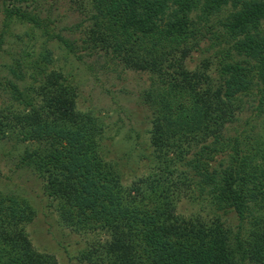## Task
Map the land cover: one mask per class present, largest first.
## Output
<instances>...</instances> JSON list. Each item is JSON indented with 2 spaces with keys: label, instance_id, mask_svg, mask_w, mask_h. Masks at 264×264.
<instances>
[{
  "label": "trees",
  "instance_id": "1",
  "mask_svg": "<svg viewBox=\"0 0 264 264\" xmlns=\"http://www.w3.org/2000/svg\"><path fill=\"white\" fill-rule=\"evenodd\" d=\"M36 1L0 0V50L13 23L28 24L30 38L37 27L62 41L67 61L56 67L41 44L29 62H0V140L37 141L13 163L17 179L36 173L70 230L106 234L81 259L264 264V134L253 131L258 121L264 131V0H71L83 13L74 25L86 34L80 48L104 58L82 64L72 60L83 58L79 46L49 26ZM118 67L148 77L128 138L141 148L134 168L149 169L128 185L119 163L105 158L106 116L82 87ZM246 104L253 114L237 127ZM8 178L0 175V264H59L34 248L26 227L37 209ZM182 198L197 213H178Z\"/></svg>",
  "mask_w": 264,
  "mask_h": 264
},
{
  "label": "rangeland",
  "instance_id": "2",
  "mask_svg": "<svg viewBox=\"0 0 264 264\" xmlns=\"http://www.w3.org/2000/svg\"><path fill=\"white\" fill-rule=\"evenodd\" d=\"M82 1L84 5L86 0ZM40 2L44 6L43 12H41L42 16L48 15L49 19L54 21L49 26L55 28V32L59 31L63 37L67 38L71 46H79L78 53L83 58L81 61H77L74 57L72 59L74 63H92L94 60L98 63H104V58L101 57L102 53L97 54L100 55L98 57L94 54V50L87 51L80 48L85 46L82 45L81 39L86 37V34L82 33L83 28L74 27L75 23L82 19L83 14L80 9H74L75 3L71 0H37L35 4L38 5ZM84 9L89 12L88 6ZM1 19L2 15L0 14V23ZM89 24L90 22H84L83 25L88 26ZM27 25L13 23V27H11L12 34L6 36L0 50V62L9 63L13 59H18L20 62L28 60L29 62L34 57L31 52L39 50L41 44H46L52 51L53 65L61 68L67 61L65 60V55L69 48L57 38L46 39V35H42L40 29H37V27L34 30L33 38H30L24 34L27 30ZM27 51L29 52L26 53ZM199 56L198 52L194 53V60L190 61L189 64L195 65L199 61ZM106 65L109 67L108 63ZM211 67L213 68V64ZM118 68V71L109 72L106 75L101 73L99 80L93 77H88V81L83 79L85 86L82 87L85 89V92L92 90L94 99L92 109L94 112L101 116H106L104 121L108 125L106 126L105 124L104 126V138L102 142L108 154L105 158L119 163L124 173L123 183L128 185L130 181L138 179L149 169L148 165L144 164L138 168H134L132 160L138 159L141 148L136 143V138H128L130 130L136 123H140L134 120L135 118L133 115H130V111L135 112L137 107H139L135 101L138 98L139 90L148 84V77L146 73L137 75L131 70L124 69V71H120L121 68ZM95 69L100 71L99 67ZM2 70L7 72L5 68ZM3 71L2 74H5ZM118 74L122 77H118ZM108 83L110 89L115 91L113 95L106 93L102 88V85L106 87ZM120 88H124L125 92L120 91ZM113 96H115V101L112 99ZM120 107L123 110H120ZM249 107L250 105L246 104L244 110L238 113L239 120L235 123L237 127L243 126L244 119L253 114ZM256 124L253 131H256L257 135L264 134L262 123L258 121ZM249 125L248 130L250 129ZM144 138L146 136H143L141 140ZM14 143L16 144L15 147L13 146ZM32 143L37 144V141L15 142L12 138L0 140V151L3 152L0 160V175L9 176V181L11 180L19 186L16 192L29 198L37 209L34 220L26 227L29 238L34 248L54 254L59 264H90L85 257L81 259L80 252L88 250L98 242H103L106 239V234L102 231L76 232L59 223L54 206L55 202L42 193L41 186L43 182L37 177L36 173H21L18 179L17 173H14L15 167L13 163H16L18 155L24 150L25 146L28 145L30 148L35 147ZM141 160L145 161L144 158ZM177 205L178 213L185 216L197 213L198 210L197 206H192L188 200L183 198L178 201ZM235 222V218L233 220L226 219V223H230L231 227L235 225ZM65 246L67 249H65Z\"/></svg>",
  "mask_w": 264,
  "mask_h": 264
}]
</instances>
